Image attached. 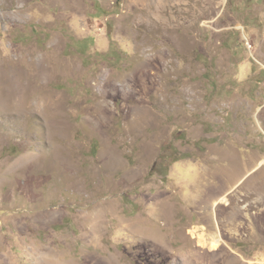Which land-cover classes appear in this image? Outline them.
I'll return each mask as SVG.
<instances>
[{
  "label": "rangeland",
  "instance_id": "374dc122",
  "mask_svg": "<svg viewBox=\"0 0 264 264\" xmlns=\"http://www.w3.org/2000/svg\"><path fill=\"white\" fill-rule=\"evenodd\" d=\"M4 1L0 264H264V0Z\"/></svg>",
  "mask_w": 264,
  "mask_h": 264
},
{
  "label": "bare ground",
  "instance_id": "6f19581e",
  "mask_svg": "<svg viewBox=\"0 0 264 264\" xmlns=\"http://www.w3.org/2000/svg\"><path fill=\"white\" fill-rule=\"evenodd\" d=\"M19 1L25 2L26 0H19ZM172 1H174V0H129L128 1V6H127V11H128V14H134L135 19L138 20L140 22V24L141 23L142 24L143 23L144 24H148L147 26L154 27L153 29H156V28H159V27H162V26L163 27L164 26L168 27L170 22L166 23V20L164 18V14L167 12V10H166L167 9L166 8L167 5L170 4ZM2 4H7V3H3V0H0V5H2ZM204 4H205V6L202 7V9H201L203 14H205L206 12H210L211 10L216 11V9L213 7V3L212 2L208 1L207 3L205 2ZM7 10L8 9L6 8V11ZM213 11H211V12H213ZM145 46H147L146 43H140V49L139 48L138 49L140 51H143ZM5 87L8 89V90L6 89L8 95H6L7 97L5 99H1L0 100L1 105H4V107L6 105L7 106H14L15 108H18V109L22 110L25 113L26 108H27L26 94H27V88L28 87L27 86H22V85L21 86H17V85L14 86V83L12 84V81L8 82ZM1 96L2 95H0V98H1ZM37 105H35V106H37ZM5 109L7 110L8 108H5ZM146 113L147 112L142 111V110H140V111L135 110L133 112V115L135 117V122L131 123V124L134 127H137L139 125L144 126L146 124L147 117H148V114H146ZM154 235H155V237L158 236V234H156V233H154ZM57 264H62V263L58 261ZM93 264H109V262L108 261H103V260H95L93 262Z\"/></svg>",
  "mask_w": 264,
  "mask_h": 264
}]
</instances>
